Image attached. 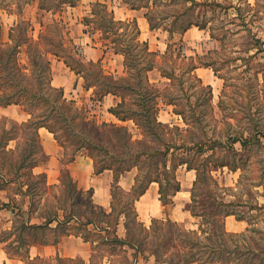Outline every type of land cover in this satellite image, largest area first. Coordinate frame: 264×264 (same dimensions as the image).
<instances>
[{"label":"rangeland","instance_id":"obj_1","mask_svg":"<svg viewBox=\"0 0 264 264\" xmlns=\"http://www.w3.org/2000/svg\"><path fill=\"white\" fill-rule=\"evenodd\" d=\"M80 1L82 0H0V8L7 7L6 11L0 10L3 24L1 41L3 43L7 41L8 30L12 26L18 27L15 34L19 41H23L19 62L28 77L22 83L29 82L35 85L40 82L45 88L52 74H59L65 70L63 63L58 64L59 61L65 62L64 57L70 63L79 62L80 65H85L87 62L84 61L80 49L86 41H91L90 46L94 44V36L91 35V33L94 34V30L98 33L96 40L102 44L101 37L109 32L107 17L100 13L94 23V18L90 16L91 7L87 6L91 2L94 3V0H83L85 5L80 4ZM114 1L109 0L107 7L115 11L118 17L124 16V11L130 10L132 4L149 5V11L141 9L142 13H148L147 22L151 21L152 25L156 26L150 38L153 43L151 49H156L154 53L157 57L155 68L150 78L148 77L149 82L162 93L165 103L173 102L186 115L187 120L192 118V122L188 121L190 124L188 127L179 116L173 113L174 106H166L160 108L158 120L169 129L174 125L178 126L181 129V135L177 136V139H184L189 146L193 145L191 142L204 143L202 153L193 149L187 156L188 159L200 163L203 171L201 182L196 188V200L198 215L204 214V216L195 217V219L191 217L189 197L191 183L195 176L194 173H186L185 168H179L177 176L183 182L184 189L178 196L176 212H173L171 206L163 210L167 217L164 218L165 215H163L159 221H163L164 224L171 223L165 231H162L164 227L158 225L154 227L148 225V228H145L143 224L138 223L134 212L130 211L129 203L132 196L126 197L121 194L123 197H117L115 200V212L107 219V222L113 229L118 218H124L128 232L126 247L116 246L117 242L107 243L102 235L89 232L82 225L75 226L74 223L69 224L70 226L61 225L55 231H43V235L47 234L51 238H57L67 234V231L75 232L72 229L77 228L88 240L97 242L95 264H99V257L102 255L110 257V254L118 256L114 257L110 264H185L186 255L184 253H187L189 249L180 247L183 244L180 239H177V228L181 227L185 230L184 227L193 228V223H198V226L201 223L203 224L202 229L210 232L213 228L218 229L223 221L226 231L228 230L227 221L224 220L223 214L225 211H233V214L229 215L230 219L242 222L241 225L244 228L240 231L245 235L230 238L218 234L217 237L213 236L211 241L205 239L207 235H201L192 253H204L198 256L202 255L201 261H207L204 256L207 249L215 248L221 260L215 255L213 263L207 261V263L192 264H264V253L261 252L264 251V137L262 136L264 133V52H260L264 49V0ZM214 4L220 7H214ZM98 10L102 11L100 8ZM188 23H192V26L183 32L182 30L186 29ZM196 23H206L215 36L224 35L227 39L221 42L216 41L211 38L208 29L200 30L195 26ZM31 27L33 33L30 31ZM166 30L172 32V38ZM155 34L158 35L157 38ZM31 40L34 44L30 42ZM256 40H259L258 44L255 43ZM178 43L182 54L186 57L197 58L196 62L199 66L194 71V75L200 79L203 87H211V100L208 92L202 89L199 83L182 75L178 68L179 60L174 64L172 61L169 62L173 60L172 57L175 54L170 57L166 56L165 61L162 59L168 45L179 46ZM136 49L133 46V51ZM51 52L58 53L62 58H58L59 61H57ZM30 53H32L31 56ZM136 53L139 55L141 50H137ZM31 60L36 62L35 68ZM200 63L212 64L219 71L215 74L212 68L200 66ZM160 70L165 71L168 76L163 77ZM90 71L86 73L87 78L94 82V75H97L94 71L97 70ZM97 77L100 76L97 75ZM222 77L224 79H220ZM8 91L7 88L4 93L7 94ZM124 93L123 97L126 102L133 99L130 92ZM0 95H2L1 92ZM86 98L87 96L79 97L78 100L76 99L77 102H74L77 108H83V111L85 109L89 112L86 116L89 117L88 120L93 119L98 126L111 125L103 114L94 118V100H91L92 102L86 100L85 103ZM71 99L67 96L66 100L73 101ZM162 104L165 106L164 102ZM24 110L27 111V109ZM131 123L123 127L128 129L133 141L142 140L140 131ZM25 132L27 136L24 138ZM25 132L20 123L7 119L0 123V174L9 176L13 183L9 186L7 194H0L1 198L11 197L16 189L23 187L27 193L24 194L19 189L22 197H18L12 205L14 204V207L18 205L22 209L29 208L31 213L22 215L25 219L28 216L36 218L35 220H40V217L53 218L54 213L61 209L65 211L66 216L77 221L89 219L92 213L89 220L94 221L89 192L78 190L65 167L60 171V185L45 186L42 184L46 181L45 177L32 176L30 165L33 161H39L40 157L39 155L33 156L31 153L23 160L24 153L29 152L27 141L33 134L28 129ZM230 138L257 139L242 147L239 142L232 143ZM101 139L103 147L107 150H82L75 153V156L86 155L93 161L94 156H97L98 161L104 159L117 168L120 164L119 160L123 158L120 156L119 160H113L111 156L114 154L112 146L116 140L107 135H103ZM213 141L221 143L214 148L215 159L228 161L230 167H210L207 169L210 174H206V165L203 161L213 152L210 149ZM7 142H9L8 147L5 150L2 149ZM74 149V146L63 149L62 164L72 161L71 158L74 157L70 155ZM131 153L132 150L129 151V154ZM125 159L130 162L133 157L126 156ZM45 160L46 157L39 165ZM168 166L170 167V164ZM18 168L21 169L17 170ZM1 186L3 185L0 182ZM115 188L116 186L112 190L114 191ZM225 189L232 191L224 192ZM217 202L222 205H217ZM210 211L214 214L208 217L207 214ZM100 217L99 220H101ZM213 217H219L216 223H213ZM20 220L18 218L17 223L13 224L10 230H5L1 234V240L8 242L5 249L10 254L20 253V248H23L21 245H13V240L26 241V236H22L23 229ZM178 237L183 238L182 235ZM113 238L114 232L110 231L108 239L113 240ZM40 264L82 263L80 261H46Z\"/></svg>","mask_w":264,"mask_h":264},{"label":"trees","instance_id":"obj_2","mask_svg":"<svg viewBox=\"0 0 264 264\" xmlns=\"http://www.w3.org/2000/svg\"><path fill=\"white\" fill-rule=\"evenodd\" d=\"M214 7H220V5L214 4ZM98 8L102 9V11L98 10ZM130 8L146 9L149 11L148 4H132L130 5ZM100 13L107 17L109 23V32L104 33L101 37L102 44L106 49L112 51L114 54L122 55L124 68L123 74L120 76L106 74L100 63L94 64L92 62H87L85 65H80L79 62H68L65 57L64 61L65 64L76 74H82L85 82L88 83L86 84V88L95 89L96 93L94 101H100L108 94L116 95L121 99V102L115 108L110 109L109 112L116 116L121 122H133L134 126L140 131L139 134L142 137V140L133 141V137L130 132L123 126L106 124L98 126L95 121H93V119L88 120L89 117L86 116H88L89 112L87 110L85 111V109L83 111V108H77L74 101H67L64 98L63 91L61 89L53 88L50 85V82H47L45 88L41 86L40 82L35 83V85L29 82L22 83L23 80L27 79L28 74L23 70L19 62V56L23 48V41H19V38L15 34L18 27L15 26L11 29L9 34L10 42L3 43L1 41L2 24L0 23V92L2 93V95H0V106L5 107L9 105H19L24 109H27L26 112H28L30 115V120L21 124L22 130L24 132L28 129L33 133L31 138L27 141L29 142V152L27 154L26 152L24 153L23 160L27 158L28 155H31V153L33 156L39 155L40 160L33 161V163L30 165L31 171L32 168L38 166L39 163L45 159V156L42 154L40 149L38 135V130L40 128H45L50 133H52L57 143L63 149H69V146H74V152H72L70 157H74L75 153L82 150H107L106 147H103V143L100 141L102 140L101 138L103 135H107L113 137V139L116 140V143L112 146V151L114 154L111 156H113V160H119L120 156H122L121 158L123 159L119 160L120 164L116 168L114 164L107 163L104 159L98 161V157L94 156V168L96 173H102L105 170H110L114 173V177L117 180L124 172L134 168L137 169L135 184L130 192H123L118 186L115 188L116 191H112V209L114 212L116 208L115 200L117 197L122 196L121 194H124L123 196L126 197L132 196L129 204L131 205L130 211L134 212L133 206L135 201L145 193L149 185L152 183H157L159 186L160 202L162 205L165 208L172 206L174 196L180 191V182L177 180L176 171L179 167L185 166L187 170H193L196 173V180L193 183L191 191L190 212L192 216L196 218L204 216V214L198 215L196 200V188L201 182V174L203 171L201 170L200 163L195 162L193 159H188L187 157L189 156V152L193 151V149L199 153H202L204 151V143L191 142L193 145L189 146V143H187L184 139H177V136L181 135V129L178 126L174 125L171 129H169L158 121V113L160 111L159 101L161 100L164 102V105L166 106H174L173 113L179 116L186 126H190L188 121L192 122V118L187 120L186 115L181 110H179L177 105L173 102L169 101V103H165V98L163 97L162 93H160L158 89L154 88L150 84L148 73L155 68V58L157 55L149 51L148 45L146 43L140 42L138 40V35L140 32L136 22L115 21L113 11L109 10L105 4L97 2L92 5L91 10L94 23L97 21L95 19L99 18ZM147 14L148 13L145 14L146 18L148 16ZM89 20L93 19L89 18ZM148 22L150 28H156V26L152 25L151 21ZM188 24L189 25L186 27V29L182 30L183 32L192 26V23ZM195 26L200 30L208 29L211 38L215 39L216 41L221 42L227 39L224 35H221L220 37L215 36L211 32V28L207 27L206 23H196ZM30 31H33L32 27ZM166 31H168L170 38H172V32L170 30ZM95 33L96 32L94 30V34ZM31 36L33 35L31 34ZM30 42L34 44L33 40ZM255 43L258 44L259 40H256ZM133 46L137 48L136 51L139 49L141 50L139 55L135 50L133 51ZM173 46H175V44L168 45L167 51L163 55L162 59L165 61L166 56L170 57L171 55L175 54V56L172 57L173 60L171 59L169 62L172 61L174 64V62L178 63L179 60L180 63L178 64L180 66H178V68L181 70L182 75L194 79L197 83H199L201 88L208 92V96L211 100V87H203L200 79L196 78L194 75V71L199 66V64L196 62L197 58L194 59L191 57H186L184 54H182L180 45H176L175 48H173ZM73 49H76V47H73ZM260 52H264V49H261ZM51 54L57 58H62V56L56 52H51ZM31 55L32 53H30V56ZM198 59L200 58L198 57ZM33 62L34 61H32L31 64L33 68H35L36 62ZM200 66L212 68L215 74H217L219 71L212 64L200 63ZM81 68L84 69L81 70ZM95 69L97 71H94V74L97 73V75L100 77L94 75V82L89 81L86 73H90V70ZM160 72L163 77L168 76L165 71L160 70ZM170 78L172 77L170 76ZM220 79L224 78L222 77ZM7 88L9 91L6 94L4 91H7ZM124 92H130V96H133V99L126 102L125 98L123 97L125 96ZM185 132H187V130ZM25 136H27L26 132L24 138ZM262 136L264 137V133ZM256 139L257 138L244 140L242 138H230V140L233 141L232 143L239 142L242 147H245L247 144H251ZM227 143H229V141ZM218 144L221 143L218 141H213L212 147L210 148L213 152L205 157V161H203V163L206 165V170L210 167H230L228 161H219L217 158L215 159L214 148ZM31 148L33 150H30ZM131 150L132 153L129 154V151L131 152ZM107 153L111 154L109 151H107ZM126 156H132V161L128 162L125 159ZM71 160L73 159L71 158ZM2 163H4V161ZM168 164H170V167ZM20 169L21 168H18L17 170ZM205 173L210 174V171L207 170ZM41 177L43 178L44 176L42 175ZM223 191L231 192L232 190L225 189ZM217 205L221 206L222 203L217 202ZM213 214V211H210L207 216L210 217V215L212 216ZM232 214L233 211H225L223 218ZM217 218L219 217H213V223H216ZM155 225L164 227L162 231H165V228L168 229V227L171 226V223L167 222L164 224L163 221L153 220L152 227ZM202 226L203 224L200 223L198 232L177 228V239H180V242L183 244L180 247L187 250L189 249L187 253H184V255H186L185 264H192L196 262L207 263V261L213 263V257L215 255L216 257L218 256L217 259L221 260L219 255H217L218 253H216L217 251H215V248L207 249V253L204 255L206 256L207 261H201L202 255L204 253H199L202 254L201 256H198V253H192L193 248L197 245L196 241L201 235H207L205 239L209 241L212 240L213 236L217 237L218 234L222 235L223 237L230 238H239L245 235L244 233H227L224 229L223 221L222 225H220L218 229L215 230L213 228L210 232H205L202 229ZM179 235H182L183 238H179ZM112 241L120 243V240L116 236ZM261 252L264 253V251Z\"/></svg>","mask_w":264,"mask_h":264},{"label":"crops","instance_id":"obj_3","mask_svg":"<svg viewBox=\"0 0 264 264\" xmlns=\"http://www.w3.org/2000/svg\"><path fill=\"white\" fill-rule=\"evenodd\" d=\"M108 1L109 0H94V3L91 2L87 6H90L92 10V5L95 3L99 2L107 6ZM111 1L115 2L114 0ZM80 4L85 5L83 0L80 1ZM0 10L6 11L7 7L0 8ZM123 14L124 16L118 17L114 11L113 16L115 21H135L140 32L138 35V40L140 42L147 43L150 52H156V49H151V45L153 43L150 38L153 34L152 30L154 29L150 28L145 13H142L141 9H130L124 11ZM90 16L92 17L91 14ZM0 23L2 24L1 16ZM13 27L14 26L8 30V37L5 43L10 42L9 34ZM91 35L94 36V44L90 46L91 41H86L80 49V53L83 55L84 61L92 62L94 64L100 63L106 74L114 76L122 75L124 69L122 55L114 54L112 51L106 49L103 44H99L98 40H96V36H98L97 32ZM157 36L158 35L155 34V38H157ZM153 46L156 47L155 45ZM57 61H59L58 58ZM60 62L64 64L65 70L59 72V74H52L50 78V85L53 88L61 89L63 91L64 98L66 99L67 96H69L72 98L71 100L77 102L76 99L78 100L79 97L87 96L84 102L86 100L88 102H92L91 100H94L95 98V89L86 88V82L83 76L72 71L71 68L65 64V62L59 61L58 64ZM152 71L148 73V77ZM74 96L76 98H73ZM120 102L121 99L118 96L112 94L104 96L100 101H94V118H98L100 117V114H103L104 117L109 120L111 125L125 126V124L131 123V121L121 122L116 116L109 112L110 109L115 108ZM159 103L161 109L166 107V105L162 106L163 104L161 100ZM4 119L23 124L30 120V115L19 105H9L5 107L0 106V123ZM38 135L40 140V149L42 154L46 157V160L43 164L32 168V176L43 175L46 178V181L44 183L42 182V184L45 186L60 185V171L65 167V169L69 171L70 178L76 184L78 190L89 192L91 209L94 211V221L89 220L92 216V213L89 219L77 221L72 217L66 216L65 211L61 209H58L57 213H54L55 216L53 218L40 217V220H35L36 218H29L28 216L27 219H25L22 215L25 213L29 215V213H31L29 208L26 207L25 209H22L18 207V205L15 207L14 204L12 205V203L17 201L18 197H22L19 189L22 190L24 194L27 193L23 187H19L16 189L17 192L15 191L13 194H11V197H7L5 195L6 197H3L4 199H2V196H0V264H40L41 262L46 261H80L82 264H95V260L97 259V242L88 240L81 232L78 231L77 228L72 229L75 232L67 231V234L57 238H51L47 234L43 235V231H55V229L60 228L61 225L70 226L69 224L72 223H74L75 226L82 225L89 232L92 231L102 235L104 241L107 243L113 242L112 240L108 239V234L110 231H112L114 232V238L116 236L120 240V243H116V246L121 245L122 247H126L128 245L126 240L128 232L124 218H118V221L114 224L113 229L108 225L107 219L114 214V210L112 209L113 187L118 186L123 192H130L135 184L137 169L134 168L124 172L116 180L114 173L110 170H105L102 173H96L94 161L86 155L80 154L78 156H74L72 161L68 162L67 164H62L61 158L63 157V148L57 143L53 134L45 128H40L38 130ZM8 143L9 142H7L5 147L2 149L5 150L8 147ZM179 168H185L186 173H194L195 178L191 183L192 191L193 183L196 180L195 171H189L185 166H181ZM177 171L176 177L180 182V191L177 192L173 198V205L171 206L173 212H176L177 210V199H179L178 196L181 195L184 189L182 184L183 182L180 181L177 176ZM7 178L10 177L0 174V182L3 185L0 187V194H7L6 192L10 188L9 186L13 184L11 178ZM189 198L191 202V193ZM164 208L165 207L160 202L159 186L157 183H152L149 185L145 193L135 201L133 211L135 212L136 221L140 224H143L145 228H148L147 226H151L153 220H160L163 218V215H165L164 218L167 217L163 211ZM190 215L195 219L191 213ZM99 217L101 220H99ZM18 218L21 219L20 224L22 225L23 229L22 236H26V241L24 240L23 242H20L21 240L14 241L12 239L13 245H21L23 248H20V253L10 254L5 249V246L8 244V242L1 240V234L5 230H10L13 224L17 223ZM168 218L170 217L168 216ZM230 218V216H226L224 219L227 221V233H242V231H240L242 228H244L241 225L242 222L232 221ZM174 220L177 219L174 218ZM193 226V228L184 227V229L187 231H197L199 228L198 223H193ZM9 242L11 241L9 240ZM114 257L118 256L114 254H110V257L107 255H102L99 257V264H110Z\"/></svg>","mask_w":264,"mask_h":264}]
</instances>
